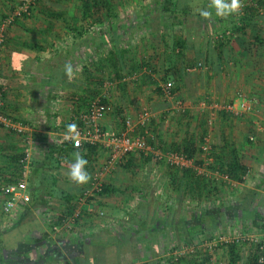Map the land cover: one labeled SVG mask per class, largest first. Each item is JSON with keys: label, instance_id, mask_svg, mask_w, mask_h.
<instances>
[{"label": "rangeland", "instance_id": "374dc122", "mask_svg": "<svg viewBox=\"0 0 264 264\" xmlns=\"http://www.w3.org/2000/svg\"><path fill=\"white\" fill-rule=\"evenodd\" d=\"M33 1L34 0H0V31L1 24L5 19L8 17H15V14L18 11L24 12L27 5L32 7L34 10L31 13L27 11L26 17H22L20 14L17 16V22L19 21V23L13 21L5 27L4 34L6 37H4L5 40L0 44V68L4 72L6 70L7 73L8 71L11 73L10 68H8L9 53L20 50L18 43L21 41L23 42V40H29V38L34 39L41 45V47H44V49H41L40 51L42 53L46 51V56H49V59L55 58L56 61H59V57L57 58L55 55L59 53V51H62L61 53L63 54H66V51H69L70 56L68 55V58L70 61L76 63L78 62L77 60L81 58L82 61H84V58L87 57L86 54L91 50V47L94 48L101 41L98 37L99 35L93 32L100 30V24L90 26L87 25L86 33L81 37L76 38L66 27L61 18H51L39 13L36 10L39 5L37 3L34 4ZM42 1L50 5L54 11L62 12L64 17H66L69 21L78 18L79 25L91 23V20L85 21L81 19V11L90 6L88 4L89 0ZM111 1L113 2L115 9L120 14L119 18L121 19H115L113 22H115V25H124L125 23L122 28H119L120 38L118 43L119 48H128L126 55V58L129 61L128 66L130 63L133 65L142 61L146 62L152 69V78L158 82V84L164 83L166 80L164 77L170 56L169 45H171L174 33L178 36L183 35L185 37H191L189 40L190 46L195 45L197 47L195 49H197L198 52L195 49L186 50L182 65H197L198 62H201L202 65L195 70L188 71V74H182L181 78L176 81L168 78V80L172 82V88L176 87V89L174 88L175 91L166 97L164 94L154 91V84L142 82L141 73L138 75L123 74V76H125V80H123V78L122 81L126 85L123 89L118 86L117 81H115V79L110 75V67L108 64H106L103 69L101 68L99 70L97 68L94 69V67L88 63L90 60H87L85 64H87L91 71L94 72L95 76L103 80L102 85L100 86L102 94H105L110 99L113 106L119 105L123 110V115L125 114L126 117L130 116L132 119H136L142 108H148L152 113L151 119L153 120V122H151V133L153 134V138H151L150 141L157 145H159L158 143L160 140L163 141V144L170 145L172 142L182 140L188 133L200 134L202 132V127H204L207 130L206 135L209 136L212 147H214L216 143L222 142L223 136L221 133L223 132L226 134L224 137L226 141L225 143L228 144V146L243 148L241 145H244L245 142L247 143L246 140L248 136L245 135V133L248 129L252 131L256 130V128H260L259 121L253 123L250 121V117H259L263 114V108L261 109V107L264 99V91L261 84L262 81H264V56H262L261 48L259 47L261 46L264 50V46L261 44L253 46V44H255L253 40V33L259 27V24H251V26L248 24L249 27L245 30L246 33L241 32L243 33L241 41L239 42L237 39H233L231 44L229 43V56L223 63L222 73L217 74L210 66L204 64V60L201 59L199 54L201 51L206 50L207 43L209 44V42L206 41L207 36L210 35V38H214V42L216 44V39L222 34V29H220V32L219 30L214 31L217 33L213 34V30L209 29L208 24L204 25L202 22H195L194 20L198 19L194 18L193 22L187 26L190 30L185 27L182 28L176 26L174 30L167 31V29L163 27L161 21L153 22L152 24L150 23L151 21L149 18L147 19L148 22H142L141 20V17H143V14H145L148 8H154L155 0ZM228 2H230V0H228ZM248 2L252 3L253 6L255 4L254 9L252 7V13L255 15L254 18L258 19L264 27V19H261V16L264 15V4L261 5V3L259 4L258 2L257 6L254 0H240L241 8L239 13L236 15H243V9L246 5H248ZM152 15L155 16L156 12H153ZM50 21L53 24L50 25ZM149 25L153 26V29L151 28L152 30L149 28ZM213 25L215 26L216 24L214 23ZM216 27L218 28L217 25ZM211 28L213 27L211 26ZM211 30L212 32H210ZM239 34L240 32H238V37L240 36ZM164 37L167 39L168 46L165 45ZM104 39H108L107 36H105ZM212 39H209V41H212ZM74 40L77 41L75 44L73 42ZM64 41H66V44ZM214 42H212V45H214ZM236 44H239L238 46H240V50L247 46L253 52L256 53L257 51V53L254 54V56H248V58L246 56H240L241 59H238V56H236L237 51H234V45ZM21 50H24L26 53L31 55H35L34 53L37 52L23 47ZM76 66L77 72L74 74L75 76H72V78L78 77L82 71L83 66L80 65V62ZM18 77L20 78V76ZM16 80L18 81V79ZM256 80L259 81L256 82ZM65 95L66 93H58L60 98H57L61 101H57L58 104L56 103V106L59 108L58 115L61 116L62 119H67L69 117L68 115L71 116L73 112L71 108L69 109L70 105H68L67 108L64 106L61 107L63 102L62 100L65 99ZM243 102L250 105V108L247 110L242 109L241 104ZM213 104H217L219 107L224 104H237V107L233 112L228 111L226 117H222L217 108H215L216 110L212 108ZM65 110L67 111V116H64L63 118V112ZM105 113L106 116L102 122L104 129L108 132L116 131V118L113 112H111V109H108ZM18 115L19 114L13 115L14 117L10 116L15 118L14 120H19ZM211 117L214 118L210 123L209 121ZM14 120H12L13 123L22 124L15 122ZM251 123L256 124L257 127H251ZM67 131L68 128H61L59 133L64 135ZM25 134H27L25 137L29 136L32 140L35 139V135L30 134L29 131ZM38 137L39 136H37V138ZM2 142L3 144H0V151L8 150V148H2L4 146V142L8 144H17L21 148L24 146L21 134L4 125L0 126V143ZM201 144L202 143H200V146ZM32 147L34 149V146ZM101 153L102 155L97 157L94 162L96 167L102 165L106 159L105 150L101 151ZM139 155L140 154L134 153L133 157L135 158V161L131 167V171H128L126 168L118 164L115 169L111 170V172L106 175L104 183L108 184L110 181V185L117 189L118 192L110 193L94 201L91 205L93 208L92 211H90L91 213L86 215L91 216V219L86 222L84 221L83 223H81V221L77 227H81L82 225L85 229H93L95 226H103V224H107L108 220L109 222L114 223L113 225L116 228V225H118L121 218L123 219L124 216L128 217L126 214H129V212L132 213V211L128 210L135 205L133 198L136 195L139 197L140 194L136 191L139 189V183L135 185V181H138L137 177L139 176L137 174H139V171L146 172L145 164L147 161L141 159V162H144L145 167L139 165L137 162V157H140ZM202 156L203 155L201 153L198 156V159H201ZM242 158L245 159V157ZM50 160L51 161L46 163V171L39 172V175L34 177L30 182L29 190L32 193L33 198H36L35 200L37 202H46L49 199V204L46 207H38L34 209L33 212L36 213V215H34L36 220H24L25 222H31V225L27 223L22 225L19 230L12 232L14 233L13 235L8 234L5 236L0 234V250L4 249L7 245L13 246L16 245V243L18 244V242H21V238L23 239L22 242H27V239H29V236L31 235L33 237H40L44 231L51 234V237L56 240L55 243H60V240H67L74 235L73 232L76 226L72 223L69 227L57 226L58 229L55 230V232H52L46 225L47 221L49 222V220H53V216H56L63 209V201H60L62 200L63 193L60 189H58V187L54 186L57 184L55 183V180L58 178V169H60L62 165L64 166V162L62 159L57 160V156H54V158L51 157ZM153 161L159 162L156 159H153ZM0 162H5L4 159L2 160V156H0ZM201 162L203 161L201 160ZM73 163V159L66 163L67 169H70ZM161 165H164V162ZM212 165V161L200 164L196 163L194 160L191 168L196 172V174L204 175L205 177L212 179L214 184L217 185L218 190L213 192V202L215 201L216 205L221 204L218 199H221L222 201L226 196L229 199L227 203L230 207L226 204V206L224 205L225 207L223 210H227L232 206L233 208H235V206L237 207L240 204L237 203V199H239L240 196H242V198L244 197L242 194L245 189L244 185L248 186L254 182V180L250 177L252 176L251 172L245 174L243 185H241L242 183L234 184L230 182L228 177L220 172H216ZM7 168L8 166L6 165L5 167L2 166L1 169L8 172ZM181 170L183 169H178V171ZM143 175H145V173ZM1 181L3 180L0 178V182ZM162 187L163 190H165V186L162 185ZM165 191L168 192V194L170 192L169 190ZM133 192H136L135 195H132ZM204 193L205 190L203 194ZM173 194L174 193H172V195ZM51 196H53L52 199H50ZM191 196L192 194L188 192V202L186 201L187 199L184 198L185 202H183V208L180 212V216L178 214L176 216L174 209L168 208V202H166V205L163 207L164 209L167 208L168 212H170L168 213L167 211H162V216H164V219H166L168 224L171 225L174 219L178 217L181 221H184L188 225V228H184L186 232H197L195 234L193 233L190 237H177L172 236V233L169 234L163 241L165 245V252L162 254L163 260L167 261L171 259L170 264H198V260L204 261V258L208 256L211 258L210 260L212 264H229V256L226 248L227 242L239 239L238 245L241 249V255L243 256L242 261L246 259L250 247H253V245L256 246L259 241H263L264 243V235L256 236L254 234H249L250 232L243 235L238 228H232L226 231L224 226L213 233L212 239H210L208 235L201 234L202 231L214 229L215 223L218 226V221L215 222L216 217L214 214H205L203 209L198 211L199 206L196 207L197 200L192 199ZM175 199L174 196H172L173 204L176 203ZM45 208L48 209L46 215L48 219L46 221L44 220V216L42 217L39 214L41 213V210H44ZM233 208L230 210L232 211L230 215H232L235 211ZM194 210L198 215L199 221L190 217V214L193 213ZM99 211H104V215L100 216ZM17 214V210L10 216L0 214V228L8 227L10 224L14 223L17 220ZM143 215H145V212H143ZM132 217L139 219L141 216L129 217V219L133 220L131 222L136 223L135 221L137 219H133ZM164 219L163 221H165ZM227 219H229L230 222H233L232 216H228ZM247 220L249 223L250 219ZM33 221H38L39 224L42 223V227L36 229L33 226ZM166 227L167 226L164 228ZM1 240L3 241L2 243ZM202 240H205V242L202 243ZM173 247L176 248L173 249ZM98 252H100V250H98ZM31 256L33 257L34 254L32 253ZM92 257L93 256L90 255V258L84 259L85 264H94L96 259H93Z\"/></svg>", "mask_w": 264, "mask_h": 264}, {"label": "trees", "instance_id": "16d2710c", "mask_svg": "<svg viewBox=\"0 0 264 264\" xmlns=\"http://www.w3.org/2000/svg\"><path fill=\"white\" fill-rule=\"evenodd\" d=\"M264 1V0H263ZM205 2L207 0H155L154 1V8L150 9L148 8L143 14V17H141L142 22L146 21L148 22V18L151 21L150 23L153 24V22H159L161 21L163 24V27L168 30H174L176 26L178 27H185L186 29H189L187 27L192 22V17L200 15V11L204 10ZM33 3H37L39 6L37 7V11L39 13H42L44 16L51 17V18H61L66 25V27L72 32V34L79 38L82 35L86 33L87 25H97L100 24L101 28L99 31H93L95 34H98L100 38V42L94 47H91V50L86 54L87 57L84 58V61H82V58L77 60L78 62H73L68 59V55H64L61 53L62 51H59L55 55V57H59V61H56V59H51L48 64L51 65L52 69L47 76L49 84L56 85V86H70V88L75 90V93L73 95V104L74 107L77 109L87 102V100L96 99L99 97L100 99V105L102 108L107 111L108 109H111V112H113L115 116V125L118 132H121V130H124L125 128V121H126V115H123V110L119 105L113 106V104L110 102V99L102 92L100 91V86L102 85L103 80L101 78H98L94 75V72L91 71V69L85 64L87 60H90L88 63L94 67V69H103L106 64L110 67V75L117 81L118 86L121 88H125V83L122 81V79L125 77L123 74H140L141 73V81L142 82H149L150 84H154V91L160 94L163 93L162 87L156 82L151 74L147 73L146 70L151 69L148 63L146 62H140L131 64L128 66L129 61L126 58L128 48H119L118 40L120 38V30L119 28H122L124 25H119L113 22V20H121L119 18L120 14L115 9L113 2L111 0H89L87 8L83 9L81 11V19L83 20H91V23L79 25L78 24V18L72 19V21H69L64 17L62 12L54 11L53 8L48 5L47 3H44L42 0H34ZM260 4V3H259ZM248 8V9H247ZM248 11H247V10ZM251 7H245L244 8V15L240 20V23H237L235 20L227 21L222 25V36H219L216 41L217 43H214V46H212V41H209V44L207 45L206 50L201 51L199 54L201 59L204 60V64L211 67L212 70L220 72L221 68L220 66L223 65V63L226 61V58L228 56L227 54V47L229 45V42L231 41L232 36L237 32H245V29L248 26V23L245 22L246 17H248L246 14H249L248 12L252 13L250 11ZM27 11L30 13L34 10L32 7L27 8L26 11L21 12L22 17L27 16ZM156 12V15L153 16L152 13ZM201 16V15H200ZM264 17L263 15L261 18ZM18 17H15L13 20L14 22H17ZM12 21V22H13ZM19 23V21L17 22ZM50 25L53 24L51 21L49 22ZM144 24V23H143ZM148 27V26H147ZM149 28H152V25H149ZM153 29V28H152ZM190 30V29H189ZM188 30V31H189ZM226 32H229L227 35ZM264 33H257L255 35L253 46H256V44H264ZM105 36H107L108 39H104ZM6 37V36H5ZM191 37L183 36V35H176L174 33L173 38L171 40V45H169L170 48V56L168 61V66L166 68L165 73V82L170 81L168 78L173 79L176 81L177 79L181 78L182 74H188L187 68L189 66H195L196 64H188L186 66H183L182 63L184 61L185 53L187 49H195L197 48L195 45L190 46V40ZM5 40V38H4ZM74 44L77 41H73ZM87 42V41H86ZM165 45L167 44V39L164 37ZM20 50L21 48H27L29 50H35L39 52L41 49H44V47H41V45L35 41L34 39H29L28 41L20 42L18 43ZM212 46V47H211ZM197 51V49H195ZM18 51V50H16ZM15 52V51H14ZM198 52V51H197ZM31 59L28 56H18L15 57L16 64L14 65V68L16 71H23L25 73H31L32 70V64ZM61 59V60H60ZM80 62V65H82V71L80 72V75L78 77L72 78V76L77 72V64ZM199 63V62H198ZM197 63V64H198ZM201 63V62H200ZM127 72V73H125ZM187 72V73H186ZM75 76V75H74ZM72 78V79H71ZM176 89V87H174ZM172 88V92L175 91V89ZM0 94L2 95V98L5 101V90H4V77L0 75ZM52 95V94H51ZM49 95L48 98H52V96ZM37 105H42V110L45 112V123L42 125L43 127L48 129H56V126H49L51 114L49 113V104L46 106L43 105L42 102L39 99H34ZM49 111V112H48ZM186 112V111H185ZM228 111L220 110V113L222 116L226 117ZM0 113H3L4 116H9L5 113V106L0 110ZM12 120L15 118L11 117ZM15 122L25 124L27 126H33V127H41V123H38L37 121H29V120H14ZM151 122L153 120L151 119ZM150 122V129L152 128ZM64 127L68 124H63ZM0 126L2 124L0 123ZM69 126V125H68ZM104 129V127H103ZM105 130V129H104ZM142 131V130H140ZM138 132V130H136ZM207 134V130L202 127V132L200 134L197 133H188L182 140L178 142H172L170 145L163 144V141H159V147L163 150H173L178 151L183 154H185L188 158H192L195 160L196 163H202L201 159H198V156L202 153V148L200 146V143L203 144L204 137ZM25 135H21L24 139ZM151 144H153L151 141H149ZM201 144V145H202ZM165 145V146H164ZM9 148L12 150V154L5 155V161L6 165L8 166V172L6 170H3L0 168V178L3 180L0 182L1 184H8L11 182L17 181L24 170V162L21 161L23 159V148H21L17 144H10ZM215 148L212 149V162H213V169L220 172L223 175H226L229 179L235 180L237 182L243 183L244 182V176L247 173L246 166L242 163L241 158L238 155L237 149L235 147H228V144L224 143V145L221 147L220 154H215ZM100 151H103V148L100 145H90L86 144L84 147L76 149L73 148V145L71 142L66 141L65 143H52L51 145H48V149L44 153V157L40 160L32 157L30 161V167H29V173H28V193H29V199L27 201H20L18 204V210H17V220L10 224L8 227L0 228V234L2 235H13V231L19 230L22 225L24 224H30L31 222H25V217L28 214V212L31 209H36L38 207H46L50 200L48 199L46 202H37L32 196V193L30 190V182L33 180L34 177H37L39 175V172L46 171V163H48L50 158H54V156H57V160L62 159L64 164L69 162L70 160H74L73 153L80 152L81 155L85 157V159L88 160V164L86 166V169L88 172L91 170H94L95 165L94 162L97 158V155L100 153ZM129 157L125 158L124 161L120 163V165L124 168H126L128 171H131V167L134 164L135 158L132 154L128 155ZM140 157L142 160H145L149 162L152 158L151 155H145L143 153L140 154ZM41 168V171L40 169ZM179 169V168H178ZM180 170V169H179ZM6 172V173H5ZM182 174H180V171H176L173 175V190L177 193L176 197V203L173 204L174 212L177 216V214L180 216V212L183 208V202H185V199L181 200V197L183 195L188 194L190 192L192 194V199L197 200L196 201V207H198V200L202 199L203 192L205 190V193L210 195L213 194L214 191L218 190L217 185L214 184L212 179H209L205 177L204 175H198L196 172L191 168H183L181 170ZM91 181V178L88 183L83 184L81 187L77 188L73 192H64L63 196V209L58 213L56 216H53V220L47 221V226L50 228L52 232H55V228L57 226H66L67 222H70L74 224L76 227L80 222L82 221L83 217L81 215H88L91 212L87 210V207L92 203L88 202V205H82L80 213L78 216L73 217L76 205L74 204V193H76L77 190L81 192V190L87 186H89ZM3 182V183H2ZM55 183H57V179L55 180ZM118 190L115 189L110 184L104 183L101 192L98 193L99 197H102L104 195H108L110 193L117 192ZM63 192V190H62ZM145 194V193H144ZM211 194V195H212ZM244 195V192L242 193ZM52 195V193H51ZM249 196V194H247ZM242 196L239 197L240 200L237 202H240L241 209L240 212L243 213V211L248 210V206H251L249 202H246V196L241 199ZM221 204L223 207L228 205L226 201H221ZM220 204V205H221ZM225 205V206H224ZM147 205H145L146 207ZM176 207V208H175ZM203 207V206H202ZM199 209V207H198ZM203 209V208H201ZM48 209L41 210V213H39L42 217L44 216V220L46 221L48 218L46 217ZM205 211V209H203ZM149 215L143 218H135L137 219L133 223L132 219L129 218H123L121 219L120 225L123 224H130L129 227L126 229H120L117 231L116 229H102L98 231H93L90 233H86L83 235L78 236L74 243L76 244V250L77 255H73L74 253H71L70 257L72 260L76 261L78 264H85L84 259L90 258V255L93 256V247L97 246L96 251L100 250V252L105 251L108 253V255H113L116 257L118 264L127 263L131 264L136 261H141L148 259L152 256L151 254V246L147 243L145 240V237L149 236L151 239V243H156L158 237L162 236L161 238H166L170 233H164L161 235L159 232V227L162 226L163 223L158 224V221L161 219L157 217H153L158 215L156 210H148ZM223 212V213H222ZM220 214L214 215L216 217V221H218V226L216 223L214 224V229H208L205 232H208L209 238L212 239L213 232L223 228L226 229H232V228H238L240 232L244 235L248 233L249 230H252L254 235H259V229L264 227V222L262 223V220L255 218L251 221V226L247 225L245 223V216L240 214L236 217L237 211H234L233 216V222H230L228 218L229 210H222ZM155 213V215H154ZM128 215V213L126 214ZM152 216V217H151ZM73 217V220L71 221V218ZM151 217V218H150ZM190 217L192 219L198 220L197 213L194 212L190 214ZM44 221V222H45ZM82 223V222H81ZM33 226L38 229L42 227V223L39 224L38 221H33ZM181 224L183 229L187 227L188 225L181 221L178 217L174 219L171 226L173 233L172 236L177 237H186L191 236L194 232H186L183 230L182 232L175 231V225ZM157 225V226H156ZM32 226V227H33ZM31 227V228H32ZM123 227V226H122ZM121 227V228H122ZM211 228V227H210ZM154 231V232H151ZM189 233V234H188ZM197 233V232H195ZM194 233V234H195ZM250 234V233H249ZM27 237V236H26ZM30 238L27 239V242H22L23 239L21 238V242L16 243V245L13 246H6L4 249L0 250V264H11L12 261H14L17 264H35L36 261H31L30 254L33 251V249H36L39 245L43 247V250L45 251V254L48 259H54L56 256L54 251V244L56 240L51 237V234L44 231L40 237H33L32 235L29 236ZM238 241H229L226 243L227 253L229 256V264H264V249H261V246L264 247L263 241H259L256 246L253 245V247L249 248L248 254L246 256V259L243 260V256L241 255V249L239 248ZM3 241L1 240V243ZM20 244V246H19ZM43 244V245H42ZM19 246V247H18ZM142 247V248H141ZM176 247H173V249ZM103 249V250H102ZM139 249V253H137ZM136 250L135 257L128 258L127 254H132ZM23 251V252H22ZM113 253V254H112ZM142 253V254H141ZM44 254V255H45ZM62 258L66 256L60 255ZM130 256V255H129ZM95 259V257H92ZM91 258V259H92ZM31 261L28 262L27 261ZM99 260V259H98ZM98 264H104V261H98ZM183 260V259H179ZM205 262L209 261V257L204 258ZM65 264H69L67 260L64 262ZM96 263V264H97ZM111 264V263H110Z\"/></svg>", "mask_w": 264, "mask_h": 264}, {"label": "crops", "instance_id": "0c3cea01", "mask_svg": "<svg viewBox=\"0 0 264 264\" xmlns=\"http://www.w3.org/2000/svg\"><path fill=\"white\" fill-rule=\"evenodd\" d=\"M254 2L257 4V6H258V2L261 3V5L264 4L263 0H254ZM209 4L211 5V0H207V2H205L204 10L209 11L210 15L206 16V17L200 16V15L194 16V17H192V22H193L194 18H197L198 20H194L195 22H197V21L202 22L204 25L208 24L209 29L213 30V34L217 33L214 31L219 30V32H220V29L223 30L222 25L225 22L235 20L237 23H240V20L242 18H244V17H242L244 15V12H243L242 16H241V14L240 15L231 14L229 16H224V17L218 16V15H216L215 9L212 8ZM254 6H255V4H254ZM254 6L252 3L248 2V5H246L245 7H251L250 11H252V7L254 9ZM248 13L249 14H246L248 17H246L245 22H247L250 26H251V24H254V25L259 24V27L253 33L254 34L253 40H254L255 35L257 33H261V32L264 33V27L258 19L254 18V16H255L254 13H250V12H248ZM261 19L263 20L264 17H262ZM214 23L218 26V28L216 27V25L215 26L213 25ZM249 25L247 27H249ZM211 26L213 28H211ZM212 30L210 32H212ZM245 30H247V28ZM243 33H246V32H243ZM243 33L240 32V34H239L240 36L238 37L237 36L238 33L236 32L234 34V36H232L231 41L233 39H235V40L237 39L240 42L241 36ZM244 36H246V35H244ZM29 39H32V38H29ZM209 39L210 40L212 39V38H210V35L207 36L206 41L209 42ZM24 41H28V40H23V42ZM214 41L215 40L213 38L212 42H214ZM231 41L229 42L230 44H231ZM64 42L66 44V41H64ZM207 45H208V43H207ZM238 45L237 44L234 45L235 46L234 51H237L236 56H238V59H241L240 56H246L248 58V56H251V55L254 56V54L257 53V51L255 53L252 50H250L247 46H245V47L243 46L244 49L240 50V46H238ZM212 46L215 47L214 45H212ZM229 46L230 45H228V47H227V54H228ZM262 46H264V44ZM259 48H261L262 56H264V50L262 49L261 46ZM34 54L35 55L28 54L24 50H18L15 52L14 51L10 52L9 57H8L9 58V64H8L9 67L8 68H10L11 73H9V71L7 73L6 70L4 72L0 68V75L4 77V90H5V94H6L5 105H4L5 106V113L7 115L10 114L11 116L19 114L18 115L19 120L24 119V120H29V121H37L38 123H41V127L28 126L29 130H30L29 131L30 134L35 135V139L32 140L34 143V144H32V146H34L32 157L40 160L44 157V153L48 149V145H51L52 143H58L59 144L60 139H61V134L59 133V130L61 128L66 129L69 125L70 115H68L69 117L67 119H62L61 116L58 115V109L59 108H58V106H56V103L58 104L57 101H61L58 99V98H60L58 96V93L59 94L60 93L61 94L66 93L65 99L62 100L63 102H62L61 107L64 106L67 108V106L70 105L69 109L71 108L73 110L74 104H72L73 103L72 99H73V95L75 93V90L70 88V86H56V85H52V84L47 83L48 82L47 76L49 75V73L52 69L51 65L48 64V62L51 59H49L50 58L49 56H46L47 55L46 51L43 53L41 51H39V52H35ZM64 55H69V51H66V54H64ZM18 56L19 57L20 56H28V57L32 58L31 59V61H32L31 62V64H32L31 73H25L23 71H16V69L14 68V65L16 64L15 57H18ZM228 56H229V54H228ZM220 68H221L220 72H217V71H214V72L217 74L222 73L223 65L220 66ZM143 70L147 71V73H149V74H152V69L146 70L144 68ZM18 76H20V78ZM16 79H18V81ZM258 81L259 80H256V82H258ZM257 86H260V85H257ZM263 86H264V81H262V84H261V87L264 91ZM49 95L52 96L51 99H50V97L48 98ZM34 99H39L43 105L45 104L47 106L49 104L50 112L49 111L48 112L51 114V118H50V122L48 125L49 126H52V125L56 126L57 127L56 129L50 128L47 130V128L42 126L45 123L44 121L46 120L45 119L46 118L45 112L41 109L42 105L41 106L37 105L36 104L37 101H35ZM262 103L263 104H262L261 109L263 108V110H262L263 114L259 117H256V116L250 117L251 118L250 121H252L253 123L259 121L260 128L259 129L256 128L257 127L256 124H253V123L250 124V126L256 128V130L251 131L248 129V131L245 133V135H247L248 137L246 140L247 143L245 142L244 145H241V147H243V148H240L237 146L236 147L235 146H228L229 148L235 147V149H237L238 155L241 158L242 163L247 168V173L251 172V174L253 176V177L252 176H250V177H251V179L254 180V182L249 184L248 186L244 185V188H245L244 189V197L246 196L245 201L249 202L251 205V206H248L249 207L248 210L243 211V213L240 212V210H239V209H241L240 204L237 207L235 206V208H233V206H232L231 208L227 209V210H229L228 216H232V217L234 216V213H232V215H230V213L232 212L230 210H232V208L237 211L236 217L239 215V212H240L241 216L243 214L246 218L245 223L248 226L249 225L251 226V221H252V219H255V218L262 220V223L264 222V99H263ZM63 114H64L63 118H64V116L66 117L67 111L65 110L63 112ZM10 115H8L9 119H11ZM222 117H224V116H222ZM213 118L214 117H211L210 120ZM63 124H68V125H66L64 127ZM221 134L223 136L222 142H218V143H216V145H214L215 147H217V148H215L216 149L215 154H217V155L220 154L221 147L226 142L225 137H224V136H226V134H224L223 132ZM37 136H39V137L37 138ZM58 136H60V137H58ZM0 144H3V142ZM9 145H10V143L8 144V143L4 142V146L2 148H4V149L8 148V150L0 151V156H2V160L3 159L5 160V155L12 154V150L9 148ZM211 153H212V150H211ZM100 155H102L101 151L97 155V157H100ZM132 155H134V154H132ZM242 157H245V159H248V160H245ZM141 159H142L141 157H137V162L139 163V165L144 166V162H141ZM153 159L154 158H152L149 162H147L145 164L146 167L145 166L144 167L146 169V172H140L139 171V174H137L139 176L137 177L138 181H135V185L137 183H139L138 184L139 189L137 188L138 190H136V191L140 194H139V197H138V195H136L133 198L135 205H134V207H131L128 210V211H132V213L129 212L128 217L124 216L123 218H129L130 216H138V217L141 216L140 218H143V217H145V216L147 217L149 215L148 210H151V211L156 210L158 215L153 216V217L158 216V218L161 219V221L160 220L158 221V224L163 223L162 226L164 225V227L165 226L168 227V228L167 227L166 228L159 227V232L161 233V235H163L164 233H170L171 234V233H173V230H174L172 228L173 226L168 224L166 219H164V216H162L163 215L162 211L164 210V211L168 212L167 208H165V209L163 208L166 205V202H168L167 204H168L169 209L174 208L173 202H172V196H174V199H175L177 197V193L173 190V186H172L173 185V175L178 169L171 167V166L167 165L166 163H164V165H161L163 163L162 161L154 162ZM211 161H212V157H211ZM65 165L66 164H64V166L62 165L60 167V169H58L57 184H56V186H54V187H58V189H60L61 191L63 190L62 200H60V201L64 200L63 199L64 192H67V191L73 192L77 188L82 186V185H76L75 183H73L70 180V178L68 176L69 169H67V165L66 166ZM2 166L3 167L6 166V161L0 162V167L2 168ZM39 169L41 171V168H39ZM142 170H144V169H142ZM216 172H218V171H216ZM144 173H145V175H143ZM180 174H182L181 171H180ZM134 175H135V173H134ZM229 180L231 183H234V184L240 183V182H237V181L232 180V179H229ZM109 182H108V184H111V182L110 183ZM27 183H28V177H27ZM162 185L165 186V190L170 191L169 194H168V192L163 190ZM241 185H243V183ZM150 186H152V187H150ZM166 187H168V188H166ZM78 192H79V190H77L76 193H74V196H76V194ZM135 193L136 192H133L132 195H135ZM172 193H174V194L172 195ZM151 194H152V196H151ZM247 194H249V196ZM207 195L208 194L204 193L202 196L203 199L198 200L199 201L198 202L199 203L198 204V206H199L198 211H200L201 208H203V209H205V214H209V213L214 214V215H216L217 213L220 214L224 207L220 204L216 205L215 201L213 202V196H214L213 194L212 195L210 194L208 196ZM187 196H188V194L183 195V197H181V200H183L184 198L187 199ZM225 197L223 199L226 200V203H227L229 199H228V197H226V199H225ZM52 198H53V196H51L50 199H52ZM241 199H242V197H241ZM218 200H219V202H221V199H218ZM238 200H240V199H237V201ZM186 201L188 202V199ZM237 203H240V202H237ZM145 205H147V206L145 207ZM228 207H230V205H228ZM33 211H34V209H31L28 212V214L25 217L26 221L28 219L36 220L35 219L36 217L34 216V215H36V213H34ZM143 212H145V215H143ZM168 213H170V212H168ZM154 215H155V213H154ZM81 217L84 218V219H82V223L84 221L86 222V221L91 219V216L81 215ZM163 219L166 222L163 221ZM247 219H250L249 223H248ZM198 221H199V219H198ZM120 222H121V220H119V222H118L119 225H120ZM113 224L114 223L109 222L107 220V224H103V226H95L93 229H91V228L85 229L82 225H81V227H75V230L73 232L74 235H72L71 238H68L67 240L64 239L62 241L60 240V243L54 244L55 249H54L53 253H55V255H58V256H56L54 259H48L46 254H45V251L43 250V247L39 245L38 247H36V249H33V251L31 252V254L32 253L34 254L33 257L30 254V257H32L31 261L35 260L36 261L35 264H65L64 262H65V260H67L69 262V264H78L76 261L72 260V258L70 257L71 253H74L73 255H77V252H78L76 250V244L74 243L75 239L80 235L90 233L93 231H98V230H102V229H108L109 230L112 228L119 231L120 229H123V228L126 229L130 225V224H123L122 225L123 227L116 225V228H115ZM183 227L184 226H182L181 224L175 225V229H176L175 231L182 232L184 230ZM187 228H188V226H187ZM55 229L57 230V228H55ZM151 232H154V231H151ZM248 232H250V234L255 233V232H252V230H249ZM201 234L208 235V236L210 235L208 232H205V231H202ZM259 234L264 235V227L259 229ZM161 237L162 236L157 238V240L155 241L156 242L155 244L151 243V239L149 236L145 237V240L147 241V243L150 242L148 245L151 246L150 248L152 249L151 250L152 256L148 259L136 261V262H133L131 264H170L171 259L167 260V261L162 259V256H163L162 254L165 252V245L163 242L165 240V238H161ZM205 240H202V243H204ZM96 248H97V246L93 247V256L96 259V262L94 264L97 263L98 259L102 262L104 261V264H110V263L111 264H118V261H117L115 256L111 255V257H110V255H108V253L105 251L98 252V251H96ZM74 251H77V252H74ZM139 252L140 251L138 249L137 253H139ZM137 253L135 250L132 254H127V257L128 258H131L133 256L135 257V255ZM60 255H62V256L64 255L66 257L62 258ZM210 259L211 258H209L208 262H205V260L204 261L198 260V264H212ZM31 261L28 260L27 263L31 262ZM12 262H11V264L15 263L14 261H12ZM15 264H17V263H15ZM22 264H23V262H22ZM122 264H125V263H122Z\"/></svg>", "mask_w": 264, "mask_h": 264}, {"label": "built area", "instance_id": "2783aa9c", "mask_svg": "<svg viewBox=\"0 0 264 264\" xmlns=\"http://www.w3.org/2000/svg\"><path fill=\"white\" fill-rule=\"evenodd\" d=\"M29 5L25 8L27 10ZM21 14L18 11L15 14V17ZM15 17H8L1 24L0 31V44L4 41V30L7 25L12 23ZM228 35L229 32H226ZM222 36V35H220ZM218 38V37H217ZM202 63H198L195 66H189L187 71H192L201 67ZM125 80V78L123 79ZM164 95L167 97L172 94V82L167 81L159 84ZM5 101L0 94V110L4 107ZM237 107V104H224L219 107L217 104H213L212 108L217 110L225 111H234ZM241 108L247 110L250 108V105L246 103L241 104ZM216 110V109H215ZM106 111L100 105V99L87 100L85 105L73 108V112L70 116L68 131L64 135H61L59 143H65L66 141L71 142L73 148L79 149L84 147L86 144L90 145H100L106 153V159L102 165L98 167L95 166L94 170L89 172L90 174V184L89 186L83 188L81 192H78L74 199V204L76 205V210L73 217L78 216L81 210L82 205H88V202L93 203L98 198V193L101 192L104 179L106 175L115 169V167L120 164L129 154H145L151 155L157 161H163L167 165L179 169L192 167L194 159L188 158L185 154L173 151V150H163L157 144H151L149 141L153 138V134L150 129V122L152 118V113L148 108H142L136 117L127 116L125 121V128L118 132H108L103 129V120L106 116ZM212 120V119H211ZM211 120L209 121L211 123ZM0 123L6 127L11 128V130L16 131L21 135L29 130V127L25 124H16L13 123L11 119L4 116L3 113H0ZM75 125V127H70ZM138 130V132H136ZM142 130V131H140ZM155 139V137H154ZM23 159L24 170L21 177L15 181L8 184L0 185V214L4 216H10L14 211L18 209V204L20 201H27L29 199L28 194V169L31 158L33 156V141L28 136L23 139ZM202 148V161L210 162L211 161V150L212 145L209 139V136L204 137V142L201 145ZM202 162V163H203ZM91 204L87 207L88 211H92ZM99 215L103 216L104 211H99ZM71 218V221L73 220ZM71 226L70 222H67V227ZM58 229V228H57ZM234 241V240H232ZM261 249L264 247L261 246Z\"/></svg>", "mask_w": 264, "mask_h": 264}, {"label": "clouds", "instance_id": "9594fccd", "mask_svg": "<svg viewBox=\"0 0 264 264\" xmlns=\"http://www.w3.org/2000/svg\"><path fill=\"white\" fill-rule=\"evenodd\" d=\"M212 8L215 9L216 15L218 16H229L231 14H238L241 8L240 0H211ZM201 16H209L210 12L206 10L200 11ZM70 127H75V125H71ZM74 163L71 165L69 169L68 176L70 180L76 185H83L89 182L90 174L86 169L88 164V160L85 159L80 152L73 153Z\"/></svg>", "mask_w": 264, "mask_h": 264}]
</instances>
